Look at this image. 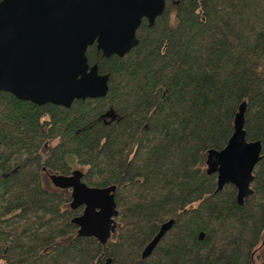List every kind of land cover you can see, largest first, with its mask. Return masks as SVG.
<instances>
[{"label":"trees","instance_id":"obj_1","mask_svg":"<svg viewBox=\"0 0 264 264\" xmlns=\"http://www.w3.org/2000/svg\"><path fill=\"white\" fill-rule=\"evenodd\" d=\"M135 37L122 57L86 49L108 75L103 98L65 109L0 92V264H264V0H164ZM242 102L245 141L261 148L238 206L204 161ZM74 170L114 187L103 245L77 234L81 208L49 180Z\"/></svg>","mask_w":264,"mask_h":264},{"label":"water","instance_id":"obj_2","mask_svg":"<svg viewBox=\"0 0 264 264\" xmlns=\"http://www.w3.org/2000/svg\"><path fill=\"white\" fill-rule=\"evenodd\" d=\"M163 9L164 0H0V92L65 109L73 101L103 98L108 75L88 64L86 49L94 46L103 58L124 56L138 43L135 33L141 20L151 27ZM244 109L242 102L225 146L208 150L204 161L206 174L215 176L216 191L231 185L238 206L252 194V170L261 148L258 141H245ZM49 180L69 190L70 209L81 208L71 220L77 234L105 244L115 229L114 187H88L77 170ZM172 224L169 220L159 227L142 258Z\"/></svg>","mask_w":264,"mask_h":264}]
</instances>
